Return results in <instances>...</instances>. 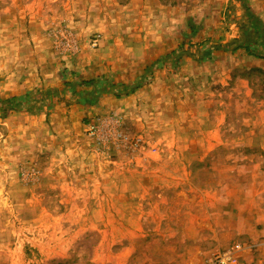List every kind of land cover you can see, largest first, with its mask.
I'll list each match as a JSON object with an SVG mask.
<instances>
[{"label": "crops", "instance_id": "crops-1", "mask_svg": "<svg viewBox=\"0 0 264 264\" xmlns=\"http://www.w3.org/2000/svg\"><path fill=\"white\" fill-rule=\"evenodd\" d=\"M246 1L249 11L263 14L260 18L264 20V0ZM238 2L234 0L239 6ZM176 7H152L135 0V5L129 3L117 10L124 12L123 16L114 17L105 15L106 11L100 8L97 13L89 6L85 22L74 26L78 53L58 62L51 58L50 51L46 52L49 47L38 50L31 42L25 45L22 37L13 33L12 26L0 23V96L28 99L38 86H43L44 92L47 87H54L66 94L48 104L53 107L52 112H46L44 106L39 113L28 110L35 106L29 99L25 108L0 118V147L7 140H26L24 145L29 152L47 150L55 132L65 144V148L60 147L64 152L62 171H69L70 153L88 157V161L100 157L89 149V125L99 116L119 118V126L128 136L159 145L158 149L163 150L159 163L146 161L131 169L127 165L120 168L127 162L117 161V166L110 169L114 176L106 185L112 190L106 203L122 205V218L115 212L108 217L116 215L124 222V234L129 239L123 243L124 253L132 254V239L136 237H183L187 238L188 250L175 256L174 247L166 254L176 260L181 258L182 264H201L215 251L237 245L234 243L242 237L246 246L242 245L239 255L250 262L255 259L256 263H264V181L255 177L259 172L264 174L261 167L250 164V180L242 174L248 166L237 169L235 180L180 179L188 172L187 161L180 158L204 162L216 151L221 141L217 126L226 123L232 96L239 95L244 87L232 85L233 81L242 82V76H232L229 62L250 57L243 52L209 53L202 62L182 50L177 65L168 62L171 52L178 49L179 34L187 26L185 9ZM161 12L167 15H159ZM95 36L96 47H92L90 38ZM163 60L168 64L163 63L152 73L150 83L129 93L119 88H132V82L149 64ZM66 81L73 84L70 89L66 88ZM80 82H88L89 87L77 86ZM102 82L118 88L106 89V84L100 87ZM250 143L264 151V133L252 136ZM94 165L95 162L88 170L96 174ZM118 173L123 175L122 181H117ZM132 174L136 175L134 181L130 180ZM171 243L178 242L172 239ZM154 259L145 256V264H160ZM162 262L171 264L170 260ZM126 263L125 258L121 264Z\"/></svg>", "mask_w": 264, "mask_h": 264}, {"label": "rangeland", "instance_id": "rangeland-1", "mask_svg": "<svg viewBox=\"0 0 264 264\" xmlns=\"http://www.w3.org/2000/svg\"><path fill=\"white\" fill-rule=\"evenodd\" d=\"M143 2L152 7L160 5L170 9L177 6V9H185L187 26L179 34L178 49L171 52L168 60L173 65H177L182 50L184 54L190 52V57H197L201 61L209 53H246L240 46L248 12L264 27V20L260 18L263 14L249 11L246 0H240L239 6L234 0ZM129 3L135 5V0H0V23L8 28L12 26L13 33L19 34L17 37H22L25 45L31 42L38 50H48L49 47L46 52L50 51L51 58L58 62L60 58L78 53L74 26L84 20L87 7L97 9V13L102 9L106 11L105 15L116 17L124 15V12L117 10ZM207 26L212 27L205 31ZM190 27L193 31H190ZM97 37L90 38L92 47H96ZM206 38V42H202ZM249 42L256 56L246 53L250 59L229 62L232 76H242V82L236 84L233 81L232 85L244 87L239 95L232 96L226 111V123L217 126L220 144L204 162H190V158L179 157L188 165V172L180 179L194 182L235 180L237 169L248 166L247 172L242 174L250 180V164H258L264 171V151L261 146L254 147L250 143L252 136L264 133V40L252 37ZM168 62L163 60L149 64L132 82L131 89L150 83L152 73ZM66 82V88L70 89L73 84ZM80 83L77 86L89 87L88 82ZM103 84H106V89L111 86L108 82H102L100 87ZM111 87L118 88V85ZM33 90L36 93L30 94L28 99L0 96V118L10 111L25 108L29 99H32V104L35 102V106L31 105L28 110L39 113L44 111V106L46 112H52L53 107L48 104L66 95L54 87H47L45 92L43 86ZM118 120L112 116H99L89 125L86 131L89 149L100 157L94 156L88 161V157L71 156L70 153L69 171H62L64 157L60 147L65 148V144L60 142L55 132L51 136L49 149L45 146L47 150L41 148L40 151L29 152L24 145L27 144L26 140L2 143L0 264H121L125 258L126 264H145V256L154 257V261L160 264H164L163 259L170 260L171 264H182L181 258L176 260L175 256L177 252L180 255L181 251L188 250L187 238L183 237H136L132 239V254L123 251L126 245L123 243L129 240L128 235L124 234V222L118 220L116 215L114 218L108 217L109 213L115 212L122 218V205L106 203L107 195L112 192L106 185L114 176L110 169L117 166L114 164L117 161L127 162L119 165L120 168L127 165L131 169L146 161L159 163L163 150L158 149L159 145L131 138L121 130ZM78 154L81 152L78 151ZM173 161V165L176 164L177 158ZM94 162L96 174L88 170ZM81 163L84 167L82 172ZM135 177L132 174L130 180L134 181ZM255 177L264 181L261 172ZM116 179L122 181L123 175L116 174ZM92 184L101 185L96 187ZM172 239L178 243L172 244ZM245 243L246 240L240 237L234 244L242 247ZM170 249L176 251L175 260L166 254L170 253ZM220 251H215L201 264H207ZM244 260L246 264H264L254 262L255 259L252 262Z\"/></svg>", "mask_w": 264, "mask_h": 264}, {"label": "trees", "instance_id": "trees-1", "mask_svg": "<svg viewBox=\"0 0 264 264\" xmlns=\"http://www.w3.org/2000/svg\"><path fill=\"white\" fill-rule=\"evenodd\" d=\"M247 14H248V18L245 23V28L243 31V40L240 47L244 49L245 52L248 53L249 55L256 56V54L252 53V50L249 46L250 44L249 41L251 40L252 37H256L258 39L264 40V27L261 25L260 22H258L257 19L254 18L253 15H251L249 12ZM190 31H193V28L190 27ZM119 88H121L125 93H129L132 91L131 88H128L125 85L124 86L121 85L119 86ZM115 95L118 96L119 93L116 92Z\"/></svg>", "mask_w": 264, "mask_h": 264}, {"label": "built area", "instance_id": "built-area-1", "mask_svg": "<svg viewBox=\"0 0 264 264\" xmlns=\"http://www.w3.org/2000/svg\"><path fill=\"white\" fill-rule=\"evenodd\" d=\"M241 251L242 247L240 245H234L229 249L214 254L207 264H246L242 255H239Z\"/></svg>", "mask_w": 264, "mask_h": 264}]
</instances>
